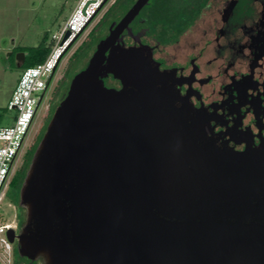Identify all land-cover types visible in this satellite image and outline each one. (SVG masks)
<instances>
[{
	"label": "water",
	"instance_id": "obj_1",
	"mask_svg": "<svg viewBox=\"0 0 264 264\" xmlns=\"http://www.w3.org/2000/svg\"><path fill=\"white\" fill-rule=\"evenodd\" d=\"M147 1L72 78L20 189L26 225L7 240L43 264H264V151L216 147L172 87L110 66Z\"/></svg>",
	"mask_w": 264,
	"mask_h": 264
},
{
	"label": "flooded vegetation",
	"instance_id": "obj_2",
	"mask_svg": "<svg viewBox=\"0 0 264 264\" xmlns=\"http://www.w3.org/2000/svg\"><path fill=\"white\" fill-rule=\"evenodd\" d=\"M132 22L137 28L125 33ZM110 55L111 67L123 60L129 75L135 70L172 87L180 101L205 118L207 139L216 147L264 151V0H148L120 33ZM114 85L107 87L122 88L117 79ZM23 217L21 227L14 224L15 237L27 222L24 209ZM26 258L30 264L43 262ZM9 264H15L12 253Z\"/></svg>",
	"mask_w": 264,
	"mask_h": 264
},
{
	"label": "rangeland",
	"instance_id": "obj_3",
	"mask_svg": "<svg viewBox=\"0 0 264 264\" xmlns=\"http://www.w3.org/2000/svg\"><path fill=\"white\" fill-rule=\"evenodd\" d=\"M113 1L109 0L107 2L102 11L63 55L50 80L48 90L44 93L24 146L15 160L13 174L17 172L21 163L25 161V157L30 159L24 180L54 111L66 96L70 82L76 75L72 74L73 76H71L70 74L65 77L66 71L79 61V58H74L75 54L84 45L86 46L90 40L91 47L92 42L96 41V38L100 37L103 32L105 34L102 35L103 38L101 40L107 37L106 24L102 23L100 25V21L112 6ZM75 5L76 0H0V127L11 125L16 114L14 110L8 109V103L11 100L21 71L15 66V59L17 53L24 52L17 51V49L36 47L44 37H46L47 45L51 47L54 44L52 36L59 33ZM209 19L210 17L203 19L198 26H203L206 20ZM134 28L135 23L132 22L129 30H125V33H130V30ZM94 30V36L89 38ZM96 48L91 52L88 59L83 61L84 64L86 63L87 65ZM101 81L105 87L115 86V78L110 73L103 75ZM47 114L48 117L46 118ZM43 121H46L44 129L37 136L36 133ZM32 145L34 147L30 148ZM26 153L28 154L27 156H25ZM23 209L20 203V190L9 191L0 206V224L12 223L21 227L24 221ZM11 247L15 264H30L31 259H25V256L20 252L18 241L11 244ZM4 262V260H0V264H4Z\"/></svg>",
	"mask_w": 264,
	"mask_h": 264
},
{
	"label": "built area",
	"instance_id": "obj_4",
	"mask_svg": "<svg viewBox=\"0 0 264 264\" xmlns=\"http://www.w3.org/2000/svg\"><path fill=\"white\" fill-rule=\"evenodd\" d=\"M107 2V0H76V5L64 26L59 33L52 36L54 44L50 47L46 59L20 71L19 79L8 103V109L14 110L16 114L11 125L0 127V206L5 199L15 160L24 146V140L48 88V82L65 54L66 48L85 31ZM67 33L68 37L62 43ZM14 229L15 225L12 223L0 224V260H4V264H9L12 253L6 232Z\"/></svg>",
	"mask_w": 264,
	"mask_h": 264
},
{
	"label": "trees",
	"instance_id": "obj_5",
	"mask_svg": "<svg viewBox=\"0 0 264 264\" xmlns=\"http://www.w3.org/2000/svg\"><path fill=\"white\" fill-rule=\"evenodd\" d=\"M132 0H116L114 4L108 9L106 14L103 16L102 20L100 21V25L102 23L106 24V31L109 32V30L114 26L113 21H117L118 18H120L127 10L129 3ZM105 31V32H106ZM95 30L90 34L89 38L94 36ZM105 33L101 34L100 37L96 38V41L92 42V45L90 47V42L87 43V45L83 48H81L74 56V58H79V61L76 62L75 66L69 67L68 70L66 71L65 77L67 75L73 76L83 70L86 66V63L84 64L83 61L87 60L88 57L90 56L91 52L94 50V48L97 47V45L102 41L101 39L103 38L102 35ZM46 37L42 39L40 44L36 47L33 48H21L20 50L17 49V51H23L24 52V62L20 66V70L33 67L41 62H43L50 50V47L46 43ZM83 65V66H82ZM73 74V75H72ZM66 79V78H65ZM50 81L48 82L49 86ZM44 129V127H43ZM43 131V130H42ZM40 133L37 135L39 136ZM34 146H30V148H33ZM28 154L26 153L25 156ZM30 159L25 157V161H23V164L19 171L13 176L12 180L10 181V184L8 186V189L6 190L5 193V198L9 191H14V190H19L22 186L24 177H25V172L29 166Z\"/></svg>",
	"mask_w": 264,
	"mask_h": 264
}]
</instances>
